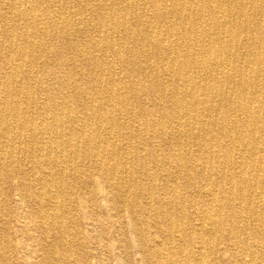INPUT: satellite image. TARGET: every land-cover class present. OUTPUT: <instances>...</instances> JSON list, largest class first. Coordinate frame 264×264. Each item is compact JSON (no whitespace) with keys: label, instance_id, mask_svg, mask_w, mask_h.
<instances>
[{"label":"bare ground","instance_id":"obj_1","mask_svg":"<svg viewBox=\"0 0 264 264\" xmlns=\"http://www.w3.org/2000/svg\"><path fill=\"white\" fill-rule=\"evenodd\" d=\"M13 211L0 264L16 227L26 259L70 264L68 216L97 212L125 213L135 264H264V0H0Z\"/></svg>","mask_w":264,"mask_h":264},{"label":"rangeland","instance_id":"obj_2","mask_svg":"<svg viewBox=\"0 0 264 264\" xmlns=\"http://www.w3.org/2000/svg\"><path fill=\"white\" fill-rule=\"evenodd\" d=\"M119 145H121L122 147H126V142L120 140ZM2 198L4 200V197ZM13 201L17 203V205L19 206L20 198L18 196H15ZM68 202L69 201H67V204ZM72 205L73 204L69 202L68 207L72 209L73 207ZM7 208H9V204ZM16 209L18 208L16 207ZM109 214H110L109 212L107 213L97 212L96 217H94V219H98L99 223L101 224L102 231L101 230L96 231V229L93 228L92 226H88L89 222L92 223V221H89V219L88 220H84L83 218L80 219L77 215L68 216L69 223L71 222L72 219L73 220L76 219L77 221L79 220L80 224L85 225L84 231L77 233L78 242L76 241L74 243L72 241V236L69 237L70 244L74 243V245L76 246L79 245L77 251L70 255V260H71L69 262L70 264H135V262H137V260L140 258L139 253L133 251L131 252V256L128 255V252L123 244L124 239L127 235V228H126L127 216L124 215L125 213L123 215L116 216L114 218V225H113L112 221L108 222L109 217L107 218V216ZM111 214H113V212ZM17 220H18V213H16L15 211L1 215L0 234L2 237L5 236V230H6L5 227H7L6 225L10 221L16 222ZM73 232L75 231L73 230ZM86 236L88 237L87 247L86 248L81 247L80 243L83 242ZM12 238L14 240V244L16 245V247L13 250V255L15 257L14 264H40V260L42 257V253L40 251H38L32 257V259H26V251L18 246V244L20 245L22 240H25V244L36 247L37 243L33 239L23 235V233L17 227L12 232ZM107 243L111 245L110 252L105 248V244Z\"/></svg>","mask_w":264,"mask_h":264}]
</instances>
